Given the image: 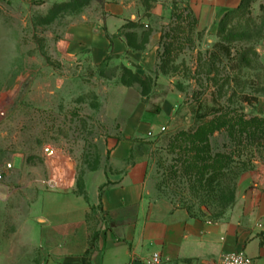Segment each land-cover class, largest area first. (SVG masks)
<instances>
[{
	"label": "rangeland",
	"instance_id": "1",
	"mask_svg": "<svg viewBox=\"0 0 264 264\" xmlns=\"http://www.w3.org/2000/svg\"><path fill=\"white\" fill-rule=\"evenodd\" d=\"M71 1H0V164L11 162L20 168L22 161L28 163L27 170L21 167L14 179L12 194H33L29 182L38 175L49 179V161L70 158L77 178L102 165L106 160L101 153L104 139L113 136L112 128L117 122L123 123L124 116L129 121L140 106L155 111L173 92L176 105L168 124L163 126L166 130L159 133V129L149 127L138 138L147 162V187L154 198L189 207L213 220L219 218L220 209L210 194L181 174L179 151L169 141L176 133L195 128L197 115L211 107L243 109L250 115L262 112L264 0L252 2L246 15L235 16L233 25L243 22V26L233 43L231 61L215 45L221 41L220 19L234 5L221 4L224 0H184L190 4L197 23L191 26L189 19L183 29H174L172 13L169 18L149 14L156 31L177 38L167 74L159 69L164 51L161 42L157 68L150 71L136 64L130 67L123 59H108L101 66L83 60H62L56 41L64 29L80 13L105 0H92L80 12L64 5ZM236 49L250 50L249 61L235 57ZM233 63L238 64L236 70H232ZM130 71L144 79L151 78L153 85L148 95H143V87ZM245 94L257 96L258 102H244ZM143 117L144 123L148 121V115ZM212 144L215 150H225L229 144L226 133H216ZM48 146L57 151L55 156H48ZM251 149L249 158L262 160L259 152ZM247 158L245 155L242 160Z\"/></svg>",
	"mask_w": 264,
	"mask_h": 264
},
{
	"label": "crops",
	"instance_id": "2",
	"mask_svg": "<svg viewBox=\"0 0 264 264\" xmlns=\"http://www.w3.org/2000/svg\"><path fill=\"white\" fill-rule=\"evenodd\" d=\"M166 2L148 9L145 0L102 1L67 25L56 51L68 62L101 66L123 59L130 67L154 70L162 33L150 24L149 14L169 18L172 4ZM240 2L221 4L236 8ZM129 22L142 26L126 27ZM147 31L151 35L144 49L128 44V36L140 44ZM174 98L171 92L155 111L140 106L129 121L124 116L123 123L117 122L101 148L106 160L83 175L87 197L76 192L77 171L70 158L47 162L48 180L33 175V194H12L14 179L28 163L14 166L0 183V264H144L154 252L162 254L164 264H224L223 256L236 252L264 261V229L257 226L264 217L263 160L241 175L235 205L221 219L192 216L184 207L151 196L138 138L149 127L160 131L168 124ZM143 114L148 115L145 123ZM257 115L264 116V107Z\"/></svg>",
	"mask_w": 264,
	"mask_h": 264
},
{
	"label": "trees",
	"instance_id": "3",
	"mask_svg": "<svg viewBox=\"0 0 264 264\" xmlns=\"http://www.w3.org/2000/svg\"><path fill=\"white\" fill-rule=\"evenodd\" d=\"M43 0H36L38 3ZM92 0H72L70 3L64 4L67 7L72 6L73 10L80 12L83 7L90 4ZM158 0H145L147 8L150 9ZM256 0H241L238 7L227 11L219 22L218 36L221 41L215 46L221 48L226 57L231 61L233 57V43L239 37V27L243 26L240 22L238 26L233 25V20L237 14L244 16L248 13L250 5ZM172 17L175 21L174 29H183V23L191 19V26L197 23L195 14L189 3L184 0H171ZM180 5H184L180 8ZM127 26H142L138 23L129 22ZM151 31H147L142 36L141 43H137L131 36H128V44L135 49H144L149 41ZM176 40L174 35L162 34L161 43L164 51L160 55L161 64L159 69L161 73L167 74L169 65L174 60V52L176 49ZM180 43V42H178ZM249 51L247 49L237 50L235 57L240 61H249ZM238 64H232V70H236ZM129 72V70H127ZM130 75L135 81L143 87V95H148L151 91L153 81L150 77L142 78L139 74ZM125 85L129 84L123 82ZM244 102L253 105L258 102L257 96L243 95ZM198 124L190 130H182L170 138V146L179 151V170L183 176L197 182V184L210 194L214 205L220 209L221 219L226 215L236 201V192L238 188V180L241 175L253 167L254 161L249 158L251 148H255L261 159L264 161V116L250 115L243 109L236 108H215L211 107L208 112L197 115ZM225 132L229 144L225 150H215L212 144V138L216 133ZM247 155V160L242 157ZM253 156V155H252ZM97 169V167L92 170ZM178 170V171H179ZM76 192L87 197L85 182L83 177L77 180ZM186 208L192 216H201L194 213L189 207Z\"/></svg>",
	"mask_w": 264,
	"mask_h": 264
},
{
	"label": "built area",
	"instance_id": "4",
	"mask_svg": "<svg viewBox=\"0 0 264 264\" xmlns=\"http://www.w3.org/2000/svg\"><path fill=\"white\" fill-rule=\"evenodd\" d=\"M165 130V127H162L159 133H163ZM153 133L154 132L151 131L149 134L153 135ZM45 151L48 156H55L57 154V151L50 146L46 147ZM13 169L14 165L11 162L0 164V183L4 181L6 175ZM257 226L260 229H264V217L259 220ZM222 261L224 264H264V261H261L258 258H253L244 252L227 253L223 256ZM164 262V258L160 252H154L152 255L144 259V264H164Z\"/></svg>",
	"mask_w": 264,
	"mask_h": 264
}]
</instances>
